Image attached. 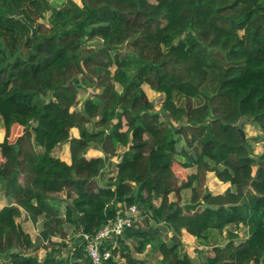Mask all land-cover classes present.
Here are the masks:
<instances>
[{"label": "trees", "instance_id": "obj_1", "mask_svg": "<svg viewBox=\"0 0 264 264\" xmlns=\"http://www.w3.org/2000/svg\"><path fill=\"white\" fill-rule=\"evenodd\" d=\"M80 1L0 0V262L93 264L82 238L65 256L28 253L35 243L17 218L42 220L52 246L68 228L94 236L125 204L139 218L105 243L103 264H148L136 256L148 246L157 264H264V151L253 156L236 126L251 116L264 130V0ZM46 12L49 26L37 22ZM88 73L100 92L72 111ZM143 84L164 94L165 120ZM15 122L24 131L10 142ZM65 142L71 164L52 154ZM176 162L196 172L180 180ZM208 172L231 186L213 194ZM63 192L72 202L61 206ZM184 231L211 248L204 261L185 251Z\"/></svg>", "mask_w": 264, "mask_h": 264}, {"label": "rangeland", "instance_id": "obj_2", "mask_svg": "<svg viewBox=\"0 0 264 264\" xmlns=\"http://www.w3.org/2000/svg\"><path fill=\"white\" fill-rule=\"evenodd\" d=\"M66 0H50V3L54 7H60ZM78 3L81 4L80 0H75ZM50 16V12H46L43 17H41L37 22L43 24L44 26H49L48 23V18ZM35 28L36 26L33 25ZM243 33V32H241ZM181 37H185V35H182ZM101 42L99 40H94V41H87V45L91 47H99ZM122 52H127V49L125 47H122L121 49ZM111 70L114 72L115 67H111ZM88 78L82 82V84L78 87V105L72 108V111L79 109L82 107L83 102L89 98V97H94L97 95V93L100 92V88H96L95 82H94V76L90 73H88ZM81 76V75H80ZM117 88L119 91H121V87L117 85ZM143 88L148 96V98L153 102L154 108L153 111L158 113L160 120H165V113L161 110V105L164 100V94L156 92L151 89V87L148 84H143ZM253 117H241L240 120L236 123V126H238L241 130H243L245 134V139L249 141V143L252 146V155L253 156H258L262 154L264 151V130L262 127L254 120L252 119ZM0 129L2 130V135L0 136V140H3L5 134H6V123L4 117L0 118ZM24 131V126L15 122L11 128V136H10V142H15L17 137L23 134ZM71 134L73 136L79 137V130L77 128H74L71 130ZM60 147H64V149H67L70 147L69 142H66L64 144H60ZM53 154V153H52ZM2 160V154L0 151V161ZM114 162H118V158L115 157L113 158ZM174 169L179 176L180 180L185 179L187 175H189V172L193 170V168H181L178 162L174 164ZM115 170V169H114ZM206 179H204L203 185L205 186ZM207 188V187H206ZM66 194V193H65ZM173 195V196H172ZM172 200H175V194L172 193ZM192 196V191L191 195H189V198ZM188 198L187 195H183V199ZM66 201L67 202H72L71 199H68L66 196ZM9 203V198L5 195L4 191H0V209L4 206H6ZM156 204H159V199L155 201ZM123 205V204H119ZM139 218V217H138ZM17 222L22 226L24 231L30 234L33 242L35 243V247L29 249L27 252L30 254H34L38 256L40 259L44 258L45 255L47 254L48 250L52 249L53 247L57 248L60 250L61 255H66L67 251L70 249V247L74 246L75 243L82 238L83 241V236L85 234H80L75 230L74 228L67 229L69 230L67 238L62 239L61 235L58 234L57 236H54L52 238V241L55 243L54 245L50 246L47 241H44L41 235L42 232V220H40L37 224H34L31 220H29L26 216V213L24 210H22V214L20 217L17 218ZM67 225V224H66ZM231 230H234V227H231ZM236 232L238 231L240 239L245 238L248 234V228L245 226H241L240 229L235 230ZM171 233H168L170 236ZM192 236V235H191ZM188 238V237H187ZM183 236H182V241H183ZM185 241V240H184ZM63 242L66 243V247L64 248L63 246H60ZM184 243V249L188 253V255L193 258L196 262H201L206 259L208 256L209 252L211 251V248L207 247L208 249H199V247H204L203 245H200L199 243L196 242L195 237H190L189 239H186ZM117 245V244H116ZM115 245V246H116ZM150 250V246L147 247L146 251L141 253V254H136L141 259H145L148 264H153L155 261V255L154 253L150 252L148 253L147 251ZM59 254V255H60ZM60 255V256H61ZM157 256H160L157 254ZM146 257L150 258L152 260L146 259ZM121 260V259H120ZM157 260V259H156ZM124 262V260L122 261ZM0 264H3L0 262Z\"/></svg>", "mask_w": 264, "mask_h": 264}, {"label": "built area", "instance_id": "obj_3", "mask_svg": "<svg viewBox=\"0 0 264 264\" xmlns=\"http://www.w3.org/2000/svg\"><path fill=\"white\" fill-rule=\"evenodd\" d=\"M139 217L137 207H127L125 204L119 206L116 218L109 221L94 236H83V242L88 256L93 264H103L104 261L111 258V251L106 248L107 241H114L113 246L117 244L116 239L122 235L125 228L131 226Z\"/></svg>", "mask_w": 264, "mask_h": 264}, {"label": "crops", "instance_id": "obj_4", "mask_svg": "<svg viewBox=\"0 0 264 264\" xmlns=\"http://www.w3.org/2000/svg\"><path fill=\"white\" fill-rule=\"evenodd\" d=\"M2 130L0 129V136L2 135ZM73 136V135H72ZM76 137V136H75ZM5 138V136H4ZM3 138V140H4ZM3 140H0V142H2ZM66 143V142H65ZM64 144V143H62ZM53 155L56 156V157H59L61 158L62 160L66 161L68 164H71L72 162V159H71V152H70V147H68L67 149H64V147H60L57 146L54 150H53ZM86 156L88 158H91V157H104V154L103 152H101L99 149L97 148H89L88 151H87V154ZM191 169L193 168V170L191 172H189V174H192V173H195L196 172V168L195 167H190ZM186 169H189V168H186ZM206 184H205V187H207V189L212 192L213 194H222L224 193L230 186L231 184L230 183H223L221 182L220 180L217 179V177L214 175V173L212 172H208L207 175H206ZM172 195V194H171ZM170 195V199L172 198V196ZM183 195H187L188 198H184V200H187L189 199V195H191V191L190 190H183L182 191V197ZM58 199H59V204L61 206L64 205V203L66 202V194L63 192V193H59V194H56L55 195ZM172 200V199H171ZM161 203V199H159V204ZM241 227V226H240ZM240 229V228H239ZM238 232V231H237ZM183 239L186 241V239H189L190 237H192L190 234H188L186 231L183 232ZM188 237V238H187ZM183 240V242H185ZM208 249L207 247H199V249ZM151 250H148L147 252L149 253ZM153 253L152 251L150 252V254ZM155 255V261L153 262V264H157L158 260L161 258V256H157L156 254ZM148 257H146L147 259ZM145 260V259H144ZM148 260H152L151 257L148 258Z\"/></svg>", "mask_w": 264, "mask_h": 264}, {"label": "water", "instance_id": "obj_5", "mask_svg": "<svg viewBox=\"0 0 264 264\" xmlns=\"http://www.w3.org/2000/svg\"><path fill=\"white\" fill-rule=\"evenodd\" d=\"M19 19H21L22 21H24L25 23H27V25H28V26L31 28V30H32V35H35V33H36V28H35L32 24H30L29 22H27V20L24 18V16H20ZM240 133H241L242 137L245 138V134H244L243 130L240 129ZM72 137H74L75 139L81 141V139H80L79 137H75V136H72Z\"/></svg>", "mask_w": 264, "mask_h": 264}]
</instances>
